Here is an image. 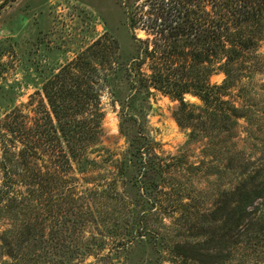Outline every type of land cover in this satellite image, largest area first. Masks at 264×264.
<instances>
[{"label":"rangeland","instance_id":"obj_1","mask_svg":"<svg viewBox=\"0 0 264 264\" xmlns=\"http://www.w3.org/2000/svg\"><path fill=\"white\" fill-rule=\"evenodd\" d=\"M129 3L134 0H0V131L15 109L30 119L43 109L45 82L96 43L88 55L102 52L94 65L104 115V136L88 150V160L75 167L72 187L86 199L66 201L61 188L53 186V198L32 202L26 214L2 213L0 244L8 231L36 227L17 257L0 250V264H200L178 255L176 248L202 243L209 236L201 235L214 230L237 243H228L217 260L212 259L217 250H211L206 259L215 263L207 264H264V199L239 224L226 213L216 224L205 217L231 199L230 191L242 179L264 187V38L245 58L252 69L243 70L230 91L245 105L239 127L222 133L198 109L204 108L202 102L186 95L199 117L192 130L177 122L178 101L137 82L132 68L142 45L130 28L128 13L137 10H128ZM135 33L148 38L141 30ZM149 64L141 69L146 79ZM225 80L222 70L210 78L213 85ZM138 135L148 140L147 158L170 165L161 177L150 174L157 182L153 191L130 183L132 176H141L129 162ZM93 190L103 198L93 200ZM85 203L98 209L96 219L76 226L66 211Z\"/></svg>","mask_w":264,"mask_h":264},{"label":"trees","instance_id":"obj_2","mask_svg":"<svg viewBox=\"0 0 264 264\" xmlns=\"http://www.w3.org/2000/svg\"><path fill=\"white\" fill-rule=\"evenodd\" d=\"M139 2L134 0L132 5H127L128 10H137L132 15L128 13V20L134 39L142 45L132 68L139 76L137 82L180 103L177 122L181 127L192 126L195 130L193 122L197 117L191 109L196 107L185 101L186 95H192L202 102L204 108L198 109L216 123L214 128L226 134L234 132L246 113L241 97L233 96L230 91L242 77L241 72L252 69L246 65L245 58L263 41L264 0H145L141 5ZM136 30L145 32L148 38L138 39ZM98 45L91 46L45 82L43 93L47 105L35 112L33 118L16 109L6 116L0 131V216L7 213L15 218L17 213L26 214L24 211L32 202L53 198V186L61 188L60 195L66 201H74L78 196L80 200L86 199L76 194L72 186L77 181L76 165L88 160V150L104 136L98 90L100 75L97 64L94 65L102 52L97 50L95 55H88ZM147 62L151 75L146 79L141 69ZM217 70L226 75L222 85L210 82ZM148 144L145 136H136L129 161L141 173L131 177V186L146 192L157 187L150 174L161 177L170 166L147 158L144 151ZM124 171L123 167L122 174ZM90 192L93 200L103 198L99 190ZM230 193L231 199L211 209L209 218L205 215L210 224H216L225 213L228 220L234 219L239 224L252 215L250 208L264 199V187L256 186L254 180L249 183L242 179ZM122 197L125 198L120 196L121 200ZM97 210L85 203L79 209H68L66 216L75 217L74 225L85 226L88 217L96 219ZM35 227L28 224L17 233L15 229L8 231L0 250L17 257ZM205 235L209 237L202 243L191 247L179 245L176 253L200 264L215 263L206 259L212 257L211 250H217L212 257L217 260L229 247L228 243H237L226 238V234L219 235L217 230L201 236Z\"/></svg>","mask_w":264,"mask_h":264}]
</instances>
